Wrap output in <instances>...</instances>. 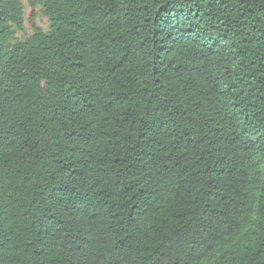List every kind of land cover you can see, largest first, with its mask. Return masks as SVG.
I'll return each instance as SVG.
<instances>
[{
  "label": "trees",
  "instance_id": "16d2710c",
  "mask_svg": "<svg viewBox=\"0 0 264 264\" xmlns=\"http://www.w3.org/2000/svg\"><path fill=\"white\" fill-rule=\"evenodd\" d=\"M33 1L20 40L0 0V264H264V0Z\"/></svg>",
  "mask_w": 264,
  "mask_h": 264
},
{
  "label": "rangeland",
  "instance_id": "374dc122",
  "mask_svg": "<svg viewBox=\"0 0 264 264\" xmlns=\"http://www.w3.org/2000/svg\"><path fill=\"white\" fill-rule=\"evenodd\" d=\"M21 1L25 9L23 29L17 31L15 37L17 39L22 40L25 37L30 36L34 31V27H38L44 31H47L50 26V20L47 17V15L44 13L41 6H39L33 0H21Z\"/></svg>",
  "mask_w": 264,
  "mask_h": 264
}]
</instances>
